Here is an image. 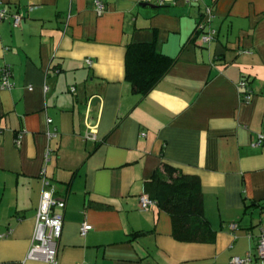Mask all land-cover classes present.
<instances>
[{"label":"crops","instance_id":"0c3cea01","mask_svg":"<svg viewBox=\"0 0 264 264\" xmlns=\"http://www.w3.org/2000/svg\"><path fill=\"white\" fill-rule=\"evenodd\" d=\"M101 1L98 14L94 0H0L22 15L0 21V74L8 66L13 83L0 88V264H52L27 257L43 177L65 201L55 264H234L248 252L264 264V146L253 143L264 135V0ZM204 4L208 45L194 36ZM152 40L175 62L141 95L126 47ZM162 161L199 177L212 240L180 241L165 210L138 208Z\"/></svg>","mask_w":264,"mask_h":264},{"label":"trees","instance_id":"16d2710c","mask_svg":"<svg viewBox=\"0 0 264 264\" xmlns=\"http://www.w3.org/2000/svg\"><path fill=\"white\" fill-rule=\"evenodd\" d=\"M175 59L160 52L155 40L129 43L126 47L125 77L134 91L146 95L168 72ZM145 192L165 210L172 223V235L180 241L207 242L213 230L204 215L200 179L162 161L145 181Z\"/></svg>","mask_w":264,"mask_h":264},{"label":"built area","instance_id":"2783aa9c","mask_svg":"<svg viewBox=\"0 0 264 264\" xmlns=\"http://www.w3.org/2000/svg\"><path fill=\"white\" fill-rule=\"evenodd\" d=\"M160 4H163L166 0H158ZM193 2H199L200 0H190ZM95 11L101 14L105 10V5L101 0H94ZM214 18V11L212 5L204 4L200 18L194 29V36L201 45H208L215 39L216 29L212 26V20ZM4 19H10L12 25L17 27L22 21V15L17 12H10L0 2V21ZM90 62V59H86ZM11 71L8 66H4L0 74V88H10L13 83L10 80ZM31 89V86H28ZM238 90L240 98L245 102H250L254 96L252 87L250 86L249 79L242 77L238 81ZM51 119H48L50 122ZM56 132L52 131L50 135H55ZM21 134L17 136L16 143H20ZM87 138H95V132L89 129L85 132ZM255 145L264 146V135H257L253 142ZM50 149H47L45 153V159L47 160L50 154ZM44 173V171H42ZM43 189L41 191L40 201L37 207L35 216V229L31 239V245L27 254V257L35 260H44L55 264L57 262V244L61 235L63 215L57 212V209H62L65 205L63 198L55 195L54 188L52 187L50 180L43 177ZM156 204V201L151 198L148 193L142 192L138 196L137 205L141 210H148L150 207ZM231 229H235L237 224L231 223ZM91 228V224L83 221L80 224V233L83 235ZM255 256L257 259L264 260V231L260 229L256 236L255 243ZM251 253H247L244 256H232L230 262L234 264H249L251 262Z\"/></svg>","mask_w":264,"mask_h":264}]
</instances>
